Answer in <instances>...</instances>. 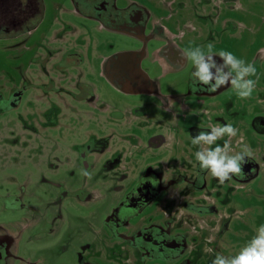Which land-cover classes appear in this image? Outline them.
I'll return each mask as SVG.
<instances>
[{
    "label": "rangeland",
    "instance_id": "rangeland-1",
    "mask_svg": "<svg viewBox=\"0 0 264 264\" xmlns=\"http://www.w3.org/2000/svg\"><path fill=\"white\" fill-rule=\"evenodd\" d=\"M22 1L17 21L0 30V232L15 239L13 264H181L185 258L144 260L129 235L122 241V228H108V216L146 167L161 169L145 155L155 150L146 141L161 137L165 165L182 171L192 137L225 124L236 136L225 135L212 148L226 141L230 154L250 148L251 175H232L224 184L217 179L203 189L186 181L177 186L198 207L183 219L196 229L185 227L192 250L187 264L235 255L264 224V0H116L118 8L146 9L158 27L140 64L158 96L130 95L106 78L104 60L131 49L127 35L81 14L74 0H42L41 13L32 15L26 13L30 0ZM155 18L184 33L182 53L207 52L211 44L214 54L227 51L253 63L251 97L239 98L231 84L215 97L193 94L194 66L189 59L167 62L160 50L166 34ZM28 19H37L30 31ZM164 195L132 226L151 215L162 222L153 205Z\"/></svg>",
    "mask_w": 264,
    "mask_h": 264
},
{
    "label": "flooded vegetation",
    "instance_id": "flooded-vegetation-1",
    "mask_svg": "<svg viewBox=\"0 0 264 264\" xmlns=\"http://www.w3.org/2000/svg\"><path fill=\"white\" fill-rule=\"evenodd\" d=\"M5 1L2 4L21 5L23 2L22 0L19 2L18 0ZM74 2L81 6L77 10L81 14L89 18L99 19L109 29L121 32L132 39L130 50L117 53L112 58L104 60L103 69L106 78L112 81L111 83L119 87L120 90L130 95H160L158 85L150 80L140 66L146 55V45L157 36L158 29L157 27L154 30V25L151 26L147 10L135 5L118 8L115 4L116 0H74ZM19 11L21 15L24 14L23 10ZM1 16L0 30L7 29L9 24L17 21L14 16L7 17L3 14ZM154 22L155 25L159 26V32L166 34L160 44V50H164V58L169 64L182 63L184 59L181 58L183 51L180 39L183 38L184 33L181 31L178 33L171 32V29L163 24L162 19L155 18ZM32 29H29V31ZM142 43L145 44L143 48ZM199 87L201 91L192 90V93L204 97H215L217 95L215 92L208 91L207 86L200 85ZM82 107L86 114L92 113L91 107L84 105ZM162 143L163 139L159 136L150 138L148 142H145L150 150L155 149L153 154L148 155L147 151L145 155L150 158L153 165H159L161 169L146 167L141 176H136L132 180V186L126 196L111 209L107 221L108 228L117 231L122 228V238L119 235L118 238L123 241L129 235V239H127L140 251L139 255L144 260L155 258L172 261L185 258V260L182 259L181 264H187L189 263L187 255L192 251L187 243V237L191 235L187 228H191V232L196 229L192 226L194 224L190 221L184 223L183 219L189 216L190 211L198 209V207L194 203L196 197L184 200L186 195H180L181 192L178 190L177 185L178 183L181 184L182 181H186L188 186L196 185L203 189L202 187L206 186L208 182L209 185L214 184L217 178L199 167V162L195 159V153L200 150L201 146H192L183 150L180 161L184 164L183 169L182 171H176L175 166L178 164L173 165L166 161L167 166L165 165V156L159 151ZM203 147H212V145H203ZM152 155H156V157L152 158ZM178 167L180 168V165ZM252 168L253 165L245 163L243 173L237 176L240 178L248 177L252 173ZM163 194L165 195L157 199L158 201L153 205V208L157 213L164 214V220L155 223L152 222L153 215L145 216L142 221H138V224L136 222V224H133L136 226H132L134 217L138 216L144 209L152 206L156 198ZM180 199L183 201V206L179 205L181 203ZM129 230L130 232L132 230V233ZM115 234L117 235L118 232ZM15 245V239L8 232H0V264H13L15 259L18 258ZM83 259L84 256H82V262Z\"/></svg>",
    "mask_w": 264,
    "mask_h": 264
},
{
    "label": "clouds",
    "instance_id": "clouds-1",
    "mask_svg": "<svg viewBox=\"0 0 264 264\" xmlns=\"http://www.w3.org/2000/svg\"><path fill=\"white\" fill-rule=\"evenodd\" d=\"M221 58L222 63H217L215 57ZM182 59L191 60L194 71L192 72V90L199 91L200 85L207 86V90L215 92L222 86L231 84L237 96L248 99L256 87V80L247 77L256 76V68L253 63L246 64L244 60L237 59L232 53L220 51L213 53L212 45L207 46V52L202 48L188 50L182 53ZM227 69V70H226ZM214 70V71H213ZM211 131H200L192 137L194 146H201L196 151L195 159L203 171L209 172L217 178L220 184H224L232 178V175H241L243 166L247 163L246 156H251V149L247 146L241 152L230 154L232 149L226 141L223 146H211L225 135L234 137L237 129L231 124L210 125ZM84 175H88L87 172ZM255 235L240 250L232 256H224L217 253L212 264H264V224L255 229ZM206 252L211 249L205 248Z\"/></svg>",
    "mask_w": 264,
    "mask_h": 264
},
{
    "label": "trees",
    "instance_id": "trees-1",
    "mask_svg": "<svg viewBox=\"0 0 264 264\" xmlns=\"http://www.w3.org/2000/svg\"><path fill=\"white\" fill-rule=\"evenodd\" d=\"M1 2H0V10H1V14H3V15H5V16H10V17H13L14 15L13 14H17L18 15V13H16L15 12V8H16V4H8V5H5V4H2V3H4V2H6L5 0H0ZM40 2H39V4L38 5H36L37 4V1L36 0H30V1H27V5H26V7L28 8L27 9V11H26V13H28V12H30V11H32L31 13H29L28 15H32V13H34L35 11L37 12V11H39V14L41 13V11H40V6H42L43 4H42V0H39ZM37 6H38V8H37ZM32 9V10H31ZM0 14V15H1ZM15 17V16H14ZM33 18V17H32ZM30 19H31V17H30ZM36 20L37 19H32V20H29L30 21V23H31V27H29V29H32V28H34L35 26H36ZM16 24H18V23H16Z\"/></svg>",
    "mask_w": 264,
    "mask_h": 264
}]
</instances>
